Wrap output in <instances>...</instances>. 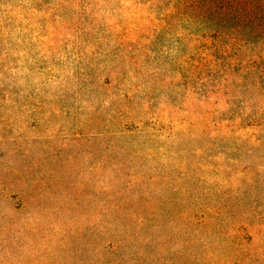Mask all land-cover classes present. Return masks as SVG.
<instances>
[{"label":"rangeland","instance_id":"1","mask_svg":"<svg viewBox=\"0 0 264 264\" xmlns=\"http://www.w3.org/2000/svg\"><path fill=\"white\" fill-rule=\"evenodd\" d=\"M0 264H264V0H0Z\"/></svg>","mask_w":264,"mask_h":264}]
</instances>
